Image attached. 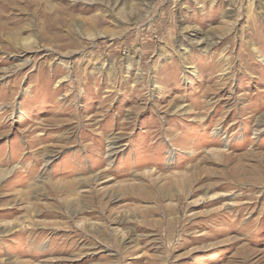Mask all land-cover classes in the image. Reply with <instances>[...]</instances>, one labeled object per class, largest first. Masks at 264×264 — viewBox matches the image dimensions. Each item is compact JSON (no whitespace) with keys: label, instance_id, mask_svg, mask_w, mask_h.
Returning a JSON list of instances; mask_svg holds the SVG:
<instances>
[{"label":"rangeland","instance_id":"rangeland-1","mask_svg":"<svg viewBox=\"0 0 264 264\" xmlns=\"http://www.w3.org/2000/svg\"><path fill=\"white\" fill-rule=\"evenodd\" d=\"M0 264H264V0H0Z\"/></svg>","mask_w":264,"mask_h":264},{"label":"bare ground","instance_id":"bare-ground-1","mask_svg":"<svg viewBox=\"0 0 264 264\" xmlns=\"http://www.w3.org/2000/svg\"><path fill=\"white\" fill-rule=\"evenodd\" d=\"M24 45V44H23Z\"/></svg>","mask_w":264,"mask_h":264}]
</instances>
